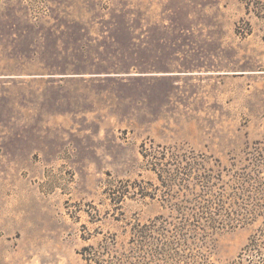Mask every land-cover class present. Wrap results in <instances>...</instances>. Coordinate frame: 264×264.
Here are the masks:
<instances>
[{
	"label": "rangeland",
	"instance_id": "obj_1",
	"mask_svg": "<svg viewBox=\"0 0 264 264\" xmlns=\"http://www.w3.org/2000/svg\"><path fill=\"white\" fill-rule=\"evenodd\" d=\"M258 148L264 0H0V264H87L84 247L127 242L164 213L138 198L157 185L149 151L224 175ZM259 226L214 235L212 260L237 261Z\"/></svg>",
	"mask_w": 264,
	"mask_h": 264
},
{
	"label": "trees",
	"instance_id": "obj_2",
	"mask_svg": "<svg viewBox=\"0 0 264 264\" xmlns=\"http://www.w3.org/2000/svg\"><path fill=\"white\" fill-rule=\"evenodd\" d=\"M254 151L250 169L224 175L223 170L205 168L207 159L186 150L145 153L157 185L138 183V198L159 202L164 213L138 221L127 242L110 234L96 246L84 247L82 259L87 264H216L214 235L259 222L238 260L227 264H243L244 255L248 264H264V148ZM124 198V189L116 191L112 204Z\"/></svg>",
	"mask_w": 264,
	"mask_h": 264
}]
</instances>
